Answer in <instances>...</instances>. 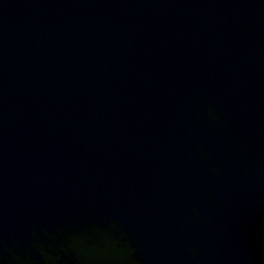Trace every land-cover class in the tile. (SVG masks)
Instances as JSON below:
<instances>
[{
	"label": "water",
	"instance_id": "1",
	"mask_svg": "<svg viewBox=\"0 0 264 264\" xmlns=\"http://www.w3.org/2000/svg\"><path fill=\"white\" fill-rule=\"evenodd\" d=\"M261 195L264 0H0L4 243L112 217L144 264H264Z\"/></svg>",
	"mask_w": 264,
	"mask_h": 264
},
{
	"label": "clouds",
	"instance_id": "2",
	"mask_svg": "<svg viewBox=\"0 0 264 264\" xmlns=\"http://www.w3.org/2000/svg\"><path fill=\"white\" fill-rule=\"evenodd\" d=\"M204 105L211 122L219 125L216 131L225 137V149L231 154V142L223 131L229 121L222 120L221 114L210 102L205 101ZM195 107L193 105V108ZM232 138L242 149L243 146L235 133ZM196 147L203 150L199 141H196ZM205 161L209 162L207 153ZM210 167L213 173L221 175L218 164H210ZM214 200V193H209L208 205H213ZM258 200L264 204V195L259 196ZM192 211L195 215H188L186 222L200 224L202 213L195 205L192 206ZM261 211L264 212V207ZM261 226H264V219L259 222L251 243L253 250L258 251L261 260H264V227ZM180 231L183 232L184 228L181 227ZM9 241L4 243L0 240V264H144L140 245L122 226L120 220L112 217H101L98 220L86 218L82 222H65L58 219L52 228L38 225L34 220L26 241L16 235L10 236ZM33 249L39 256L33 254ZM189 251L195 254L196 246L190 245Z\"/></svg>",
	"mask_w": 264,
	"mask_h": 264
}]
</instances>
